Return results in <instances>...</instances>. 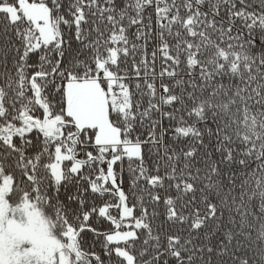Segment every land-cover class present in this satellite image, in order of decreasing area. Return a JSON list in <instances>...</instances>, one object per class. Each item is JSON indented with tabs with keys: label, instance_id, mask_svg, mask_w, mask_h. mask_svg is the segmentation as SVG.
I'll return each instance as SVG.
<instances>
[{
	"label": "snow or ice",
	"instance_id": "obj_1",
	"mask_svg": "<svg viewBox=\"0 0 264 264\" xmlns=\"http://www.w3.org/2000/svg\"><path fill=\"white\" fill-rule=\"evenodd\" d=\"M0 264H264V0H0Z\"/></svg>",
	"mask_w": 264,
	"mask_h": 264
}]
</instances>
